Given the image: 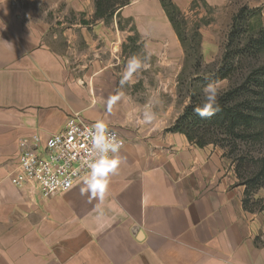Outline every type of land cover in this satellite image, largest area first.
I'll list each match as a JSON object with an SVG mask.
<instances>
[{
    "label": "crops",
    "instance_id": "obj_1",
    "mask_svg": "<svg viewBox=\"0 0 264 264\" xmlns=\"http://www.w3.org/2000/svg\"><path fill=\"white\" fill-rule=\"evenodd\" d=\"M172 2L185 19L213 18L201 31L213 36L243 7L264 26V0ZM95 14V0H0V264H264V210L245 207L225 151L169 132L191 97L161 1L130 0L108 23ZM75 115L124 143L103 201L80 195L83 179L51 198L16 187L20 142H45Z\"/></svg>",
    "mask_w": 264,
    "mask_h": 264
},
{
    "label": "trees",
    "instance_id": "obj_2",
    "mask_svg": "<svg viewBox=\"0 0 264 264\" xmlns=\"http://www.w3.org/2000/svg\"><path fill=\"white\" fill-rule=\"evenodd\" d=\"M160 1L183 41L181 33V26L185 21L183 15L172 0ZM129 3L130 0H95V19L108 23ZM259 16V10L243 7L233 17L221 65L206 78L203 82L205 86L209 83L232 80L235 73L242 68V61L256 60L264 56V26L257 29L256 33L249 31L251 17L258 18ZM247 33L252 35L244 40ZM197 106L203 107L202 99L192 97L183 115L169 129V132L184 134L190 142L200 148L212 145L221 149H229L231 155L235 154L241 145H255L264 142V65L254 67L243 76L241 82L219 94L213 115L199 116L194 111ZM254 158V154L250 152L246 154L241 152V155L237 156L239 162ZM260 159L263 166L257 178L263 179L264 155ZM235 171L241 181L240 167L236 166ZM255 181L256 179L251 182L255 183ZM241 184L246 187L247 196L249 191L247 184L250 182L243 180ZM244 204L247 209H250L246 200Z\"/></svg>",
    "mask_w": 264,
    "mask_h": 264
},
{
    "label": "built area",
    "instance_id": "obj_3",
    "mask_svg": "<svg viewBox=\"0 0 264 264\" xmlns=\"http://www.w3.org/2000/svg\"><path fill=\"white\" fill-rule=\"evenodd\" d=\"M107 131L121 139L109 127ZM93 132L92 124L75 115L67 121L62 132L54 134L45 142L39 136L21 141L13 184L18 188L32 184L43 198L70 191L87 175V162L99 156L95 150L90 154ZM123 147L124 143L120 152Z\"/></svg>",
    "mask_w": 264,
    "mask_h": 264
},
{
    "label": "rangeland",
    "instance_id": "obj_4",
    "mask_svg": "<svg viewBox=\"0 0 264 264\" xmlns=\"http://www.w3.org/2000/svg\"><path fill=\"white\" fill-rule=\"evenodd\" d=\"M206 11L208 10L206 9ZM180 20L182 19L180 18ZM257 20L258 18L256 17H251L249 20V27H251L249 29L250 33L257 32ZM213 21V18L209 16L199 18L197 12L192 18L189 17L185 19L181 26L182 42L187 49V62L181 79V91L185 97L190 96L191 98L202 99V89L205 86L203 82L221 65L227 43V36L231 30V26L221 29L219 33L214 36L213 34L215 31H213V33H211L212 31H205L202 33V29L207 27ZM250 35L252 34L247 33V35L244 36V40ZM213 37L217 40L219 49L213 51L203 50L202 44L205 38L212 39ZM260 65H264V56H261L256 60L249 59L242 61V68L235 73L232 80L227 79L219 83L220 94L230 89L234 84L241 82L243 76L254 67ZM223 150L225 151V154H227L225 157L232 162L234 167H240V173L242 175V180H239L240 183L243 182V180L244 182H250V184H247L249 191L246 196V202L250 208L248 211L264 210V178H257L263 166L260 157L264 155V142L256 143L255 145L248 144L239 146L238 151L244 152V154L248 152L254 154L255 158L253 160L248 159L239 162L237 156L241 155V152L237 151L235 154L231 155L229 149ZM254 179H256V181L255 183H252L251 181Z\"/></svg>",
    "mask_w": 264,
    "mask_h": 264
},
{
    "label": "clouds",
    "instance_id": "obj_5",
    "mask_svg": "<svg viewBox=\"0 0 264 264\" xmlns=\"http://www.w3.org/2000/svg\"><path fill=\"white\" fill-rule=\"evenodd\" d=\"M138 58L129 61L124 78L127 79L141 66ZM203 107L197 106L194 111L201 117H209L214 114L220 94L219 82L209 83L202 89ZM111 111V104L109 105ZM155 114L146 109L144 112V122H150ZM94 132L91 142L92 150L99 154L98 158L87 162L88 173L83 178V186L80 188V195L87 196L89 201L99 199L103 201L110 184V177L118 172L123 162V157L119 154L123 146V141L118 139L115 133L107 131L108 124L104 120H98L93 125Z\"/></svg>",
    "mask_w": 264,
    "mask_h": 264
}]
</instances>
